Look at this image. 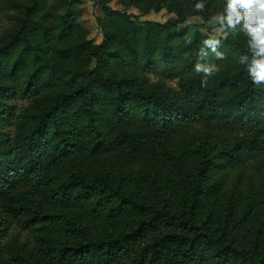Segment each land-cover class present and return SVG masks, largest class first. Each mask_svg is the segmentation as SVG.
<instances>
[{
    "label": "trees",
    "instance_id": "16d2710c",
    "mask_svg": "<svg viewBox=\"0 0 264 264\" xmlns=\"http://www.w3.org/2000/svg\"><path fill=\"white\" fill-rule=\"evenodd\" d=\"M85 1L105 11L103 43L84 33L54 50L85 55L94 70L43 62L33 34L66 41L74 10ZM112 1L0 0L21 12L0 41V68L14 54L0 78V264L7 255L10 264H124L121 258L147 235L127 264H264V217L245 243L228 233L235 195L221 234L215 215L202 210L211 178L264 187V80L253 78L264 45L251 32L264 20L261 0H120L125 11L110 8ZM234 6L242 16L231 23ZM131 7L166 8L177 17L137 23ZM196 15L225 20L226 37L199 29L191 37L189 17ZM182 24L187 28L177 33ZM27 59L36 65L22 78ZM114 66L131 70L119 74ZM43 79L64 89L39 101ZM17 95L28 103L19 105ZM169 134L195 141L171 144ZM188 153L194 167L185 163ZM169 184L181 186L179 205ZM84 213H107L122 224L100 235Z\"/></svg>",
    "mask_w": 264,
    "mask_h": 264
},
{
    "label": "rangeland",
    "instance_id": "374dc122",
    "mask_svg": "<svg viewBox=\"0 0 264 264\" xmlns=\"http://www.w3.org/2000/svg\"><path fill=\"white\" fill-rule=\"evenodd\" d=\"M20 1L22 0H17V3H20ZM109 7L112 9L125 11L124 6L122 5L120 0H113L109 4ZM74 11L76 14V26L71 31L70 36L66 41H58L54 35L50 34L49 36H44L40 32L33 34V41L37 47V52H39L42 56L43 62L55 61L58 63H63L69 67L77 66L80 70L86 71V73L88 74L92 72L96 67L94 62L89 65V67H87L86 59H84L85 55H79L77 57L61 56L58 52H55L54 46H63L70 40L79 41L84 33L86 37L89 40H92L95 44L103 43L104 33L102 27L99 24V20L105 18L106 14L103 7L95 1H85L82 5L76 7ZM127 12L137 23L146 21L166 23L167 21H169V19L177 17L174 12H171L166 8L158 12L151 11L146 13L141 9L131 7L127 10ZM20 15V11L11 12L8 9L7 4H0V41L5 40V35L12 28L15 17H19ZM230 16L231 23L233 21H240L242 16L241 8L238 6H234ZM189 18L191 20V26L188 30V34L191 37H193L195 31L198 29L204 34H209L211 38L215 40L220 37H226L227 35L224 29V25L226 24L225 20L215 18L213 17V15H208L207 17L196 15L190 16ZM263 18L264 15L262 16V19ZM185 28H187V25L182 24L175 31L179 33ZM12 57H14V54H12ZM12 57L4 59L3 63H1L0 78H3V75L9 71L8 67H11L13 65L14 62ZM219 64L220 63L216 64L214 68H212V71L210 70V75L212 77L216 73H218L220 69ZM35 65L36 64L32 61V59H27L24 63V66H22L19 71V76H22V78H26L28 73L35 68ZM113 69L116 73L119 74L128 73L131 70L128 67L122 69L119 66H114ZM151 77L153 81H156L158 79L154 76ZM9 84L15 85L16 81L10 79ZM46 84L47 80L43 79L42 85L44 87V91L39 98V101L42 102L47 101L49 97L58 94L64 89L62 85L48 88L47 86H45ZM168 84L170 86L176 87L177 79L168 82ZM16 101L19 105H25L28 103L26 100L21 98L20 95L16 96L15 102ZM168 141L171 144H183L186 146H190L193 144L195 139L191 135H188V137L184 138L178 135L169 134ZM134 158L139 159V155L136 154ZM185 158V163L194 167L195 156H193L191 153H188ZM172 169L173 168L165 166V171ZM174 176L178 177V173L176 170L174 171ZM138 183L143 188V193H147L150 196L151 193L149 192L147 186H144V184L140 182L139 179ZM208 184L211 185V188L208 191L209 193L206 198L205 206L202 210L205 216L210 215L207 214L209 212H212L213 215H215V218L212 221L213 228L216 229L219 234L223 232L222 223L226 218L227 202L230 196L235 195L236 200L234 203V210L230 215L228 233H233L235 240L239 242H251L254 238V234L256 233L257 226L264 217V187L260 185H255L252 187L243 185L242 187H240L235 182H233L231 177L228 178V176H226L225 179L219 180H217L216 178H211ZM169 188L170 189L168 191L172 198V204L179 205L181 186H174V184H169ZM84 218L89 222L93 230L100 235H109L111 232L116 231L119 225L122 224V221L119 218L110 216L107 213H103L97 218L84 213ZM150 238L151 236L147 235L143 241L132 245L126 252V254L121 258V262L124 264L131 263V260L135 256L136 252L139 251L145 241L149 240ZM9 257V255L6 256L5 264H10ZM41 262L42 264H48L44 259H41Z\"/></svg>",
    "mask_w": 264,
    "mask_h": 264
},
{
    "label": "clouds",
    "instance_id": "9594fccd",
    "mask_svg": "<svg viewBox=\"0 0 264 264\" xmlns=\"http://www.w3.org/2000/svg\"><path fill=\"white\" fill-rule=\"evenodd\" d=\"M258 8L264 9V0H261L258 4ZM262 29H264V20L259 21L258 27L251 28V32L255 34V38L257 39V43L259 45H264V36L260 35ZM261 53H264V47H260L258 54ZM256 65L259 71L253 69V78L257 81L264 80V60L256 62Z\"/></svg>",
    "mask_w": 264,
    "mask_h": 264
}]
</instances>
